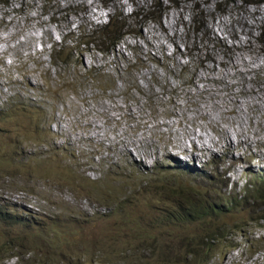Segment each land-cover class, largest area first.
<instances>
[{
    "label": "rangeland",
    "instance_id": "374dc122",
    "mask_svg": "<svg viewBox=\"0 0 264 264\" xmlns=\"http://www.w3.org/2000/svg\"><path fill=\"white\" fill-rule=\"evenodd\" d=\"M258 7L264 2L0 4V110L21 93L15 109L0 111V210L12 215L0 218V250L10 240L26 245L15 251L21 259L0 251V264H264L254 201L264 193V93L258 108H244L264 91V39L258 25L243 46L251 37L236 24ZM109 14L114 27L120 21L134 33L120 53L133 50L148 66L136 70L141 93L129 100L115 89L73 92L45 57L50 42ZM234 53L250 60L248 86L239 76L221 78ZM87 61L105 62L96 54ZM232 100L239 105L230 113L223 103ZM56 145L64 149L52 151ZM185 194L227 214L206 224L177 220ZM27 218L35 224L19 223ZM213 231L220 242L208 255L201 238Z\"/></svg>",
    "mask_w": 264,
    "mask_h": 264
},
{
    "label": "trees",
    "instance_id": "16d2710c",
    "mask_svg": "<svg viewBox=\"0 0 264 264\" xmlns=\"http://www.w3.org/2000/svg\"><path fill=\"white\" fill-rule=\"evenodd\" d=\"M11 1L14 0H0V4L8 6ZM240 1L251 3L264 0ZM114 18L115 17H112L108 24L102 26L94 27L85 25L78 27L76 30H71L66 35L60 36L59 42H56L52 47V55H50L51 63L54 66L59 67L62 71L60 77L65 79L68 89L72 90L73 92L78 90L86 91L87 89H97L98 92L99 90H103V95H106L109 91L115 89L116 92H119L127 97H131L132 95H135V93H141L139 87L140 82L137 81V74L139 73L136 70L139 68L143 69L144 67L146 68L143 70H147L148 66H145L143 61L144 58L142 57L135 55L129 56L127 53L121 54L118 52V46L123 41L125 36L130 34V32L127 31L126 25L120 24V21H117V25L119 26L114 27V22L116 21ZM55 23H58V21L56 20ZM93 51L103 55L106 58L104 64H94L91 66L86 65L84 54L88 52L91 53ZM112 60H120V62L113 63ZM122 61L123 63L120 65ZM126 63H128V66L124 68ZM101 77L106 78L104 83L101 82ZM14 99L16 103L15 105H11ZM20 101L21 93L13 94L5 100V105L0 111L6 108L15 109V107L21 103ZM33 103H36L38 106L44 105L43 102L38 101ZM185 195L187 199H189L188 203L176 202L180 204L184 213V215H180V209H178L175 212L177 214V220H201L206 224L208 218H212L216 215L227 214L226 209L218 208L208 199L202 201L203 199L199 198V202L195 203L193 201V196H190L189 194ZM256 196H258L254 200L256 205L258 204V207L261 209L264 208V193L259 192ZM11 216L12 215L10 213L0 210V218H5L4 220H8ZM170 216H167V218H170ZM30 222L32 221L27 218L23 222L19 223L29 225ZM32 223L35 224V222ZM216 233H218V231H213L210 234H206L207 236L205 239L201 238V242H203V249L199 251H204L205 254L210 255V253L216 247L217 242H220V238L214 237ZM210 237L213 238V241H209ZM17 241H8L0 251L8 253L11 252L16 257L21 259V254L15 251L23 249L26 245L23 248H19L21 245H15ZM12 242L13 244L11 247H9ZM194 253H196V251Z\"/></svg>",
    "mask_w": 264,
    "mask_h": 264
},
{
    "label": "bare ground",
    "instance_id": "6f19581e",
    "mask_svg": "<svg viewBox=\"0 0 264 264\" xmlns=\"http://www.w3.org/2000/svg\"><path fill=\"white\" fill-rule=\"evenodd\" d=\"M257 16H258V18H257ZM255 17H256V19H255ZM253 21L254 22L256 21V24ZM238 22L242 23L241 26H243L244 32L251 37L249 41H242V43L245 44L243 46H246V45L251 46L252 45L254 33H255L258 25L260 26V29H261V37L264 39V8H261V7L259 8L258 7V9H256L255 11L247 8L245 10L244 14H241L239 17H237L236 24ZM261 23L263 25H261ZM234 29H235V25H234ZM234 33H235L236 37L239 36V33L237 31L235 32V30H234ZM261 50H262V52H264V42H263ZM230 56H231V59L228 62H226V67L228 69V74H227V72H225L224 76L221 75L222 76L221 78L226 81L227 75H228V77H232V78H234L235 76H239L242 81H238V84L240 83L243 87H245L246 84L248 86V82L249 81L246 79L245 75H246V73L248 72V70L250 68V60H247L246 56L243 53H240V54L234 53V54H230ZM260 62L261 61H259V63ZM229 69L231 70V73H230ZM233 70H234V73H233ZM229 83L230 84H237L236 82H231V80L229 81ZM261 88H264V85H262ZM257 90H258V88H257ZM252 92H253V90H252ZM263 93H264V91H259L256 94H254L249 100L246 101V105L247 106L244 107V108H247V109H249V108H253V109L258 108L259 107L258 99L261 97V95H263ZM223 104H224L223 107H227L229 112L232 113L235 110V107L233 106V104H236L238 106L239 102L238 103H236V102H230L229 103L228 102L226 104L225 103H223ZM230 145H231V143H230Z\"/></svg>",
    "mask_w": 264,
    "mask_h": 264
},
{
    "label": "clouds",
    "instance_id": "9594fccd",
    "mask_svg": "<svg viewBox=\"0 0 264 264\" xmlns=\"http://www.w3.org/2000/svg\"><path fill=\"white\" fill-rule=\"evenodd\" d=\"M259 2H264V1H259ZM254 3H257V2H251V3H248V4H254ZM1 5H3V4H1ZM4 6H6V5H4ZM177 7H178V5H177ZM156 8H158L157 6H156ZM116 16V14H113V15H111V14H109L108 16H107V19H106V21L104 22V23H98V24H93V23H88V22H84V25H81V26H77V27H75V28H72L73 30H76L78 27H82V26H85V25H88V26H102V25H105V24H108L109 23V21H110V19L112 18V17H115ZM149 19H151V20H157L155 17H152V16H149ZM71 31V30H70ZM69 31V32H70ZM132 34H134V33H131L130 32V34L129 35H127V36H125V38L126 37H128V36H131ZM125 38L123 39V41L120 43V45L118 46V52L120 53V48L122 47V45L125 43ZM59 40H60V38H58V39H56V40H54L53 42H50V44L49 45H47L46 46V48L49 50V52H51L52 51V47L54 46V44L56 43V42H59ZM45 49V48H44ZM101 55V54H98V53H96L95 51H93V52H91V53H86V54H84V56H85V63H86V65L87 66H91V65H88V61H87V57L89 56L90 57V59L94 56V55ZM127 54H128V52H127ZM48 55V54H47ZM129 55V54H128ZM132 55H135V52L132 50V52H131V55H129V56H132ZM102 56V59L105 61L106 60V58L103 56V55H101ZM135 56H138V57H141V56H139V55H135ZM45 57H47V58H49L50 59V55L49 56H45ZM8 57H6V59L4 60V62H6V61H8ZM51 60V59H50ZM34 62V66H35V71H36V69H37V66L40 64V63H38V62H35V61H33ZM94 64H97L96 63V61H94ZM94 64H92V65H94ZM99 65H101V64H99ZM23 79H24V76H23ZM26 82V81H25ZM140 91H141V89H140ZM116 94H121V93H119V92H116ZM136 95H139L138 93H135ZM13 95V94H12ZM11 95V96H12ZM121 95H123V94H121ZM126 99L127 98H129V97H127V96H125V95H123ZM136 96H133V97H131V98H129V99H132V98H135ZM129 99H127V100H129ZM59 149H64V146L63 145H56V147H55V149H53L52 151H56V150H59ZM261 173V172H260ZM263 174V176H261V177H264V173H262ZM259 181H263L264 182V180H262V179H260ZM259 206V205H258ZM257 206V208H258V211H259V219H260V221H264V208H260V207H258ZM179 214L180 215H184V213L182 212V211H179ZM30 218V217H29ZM256 220V218H254L253 220H251V221H255ZM229 247H233V248H235V246H233V244H231Z\"/></svg>",
    "mask_w": 264,
    "mask_h": 264
},
{
    "label": "flooded vegetation",
    "instance_id": "af4514ba",
    "mask_svg": "<svg viewBox=\"0 0 264 264\" xmlns=\"http://www.w3.org/2000/svg\"><path fill=\"white\" fill-rule=\"evenodd\" d=\"M250 72V68H249V70H248V72L247 73H249ZM237 100V99H236ZM236 100H232L233 102H236Z\"/></svg>",
    "mask_w": 264,
    "mask_h": 264
}]
</instances>
